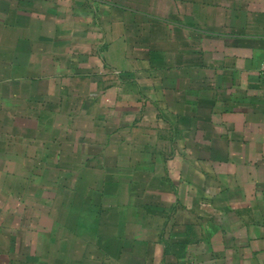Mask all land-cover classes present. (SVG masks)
I'll return each instance as SVG.
<instances>
[{"label": "crops", "instance_id": "crops-1", "mask_svg": "<svg viewBox=\"0 0 264 264\" xmlns=\"http://www.w3.org/2000/svg\"><path fill=\"white\" fill-rule=\"evenodd\" d=\"M264 0H0V264H264Z\"/></svg>", "mask_w": 264, "mask_h": 264}, {"label": "built area", "instance_id": "built-area-1", "mask_svg": "<svg viewBox=\"0 0 264 264\" xmlns=\"http://www.w3.org/2000/svg\"><path fill=\"white\" fill-rule=\"evenodd\" d=\"M261 72L264 75V59H263L262 65H261Z\"/></svg>", "mask_w": 264, "mask_h": 264}]
</instances>
